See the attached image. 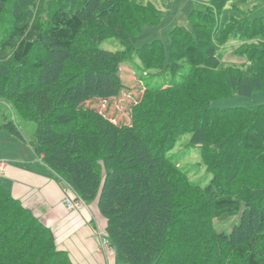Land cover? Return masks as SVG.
<instances>
[{
    "label": "trees",
    "instance_id": "16d2710c",
    "mask_svg": "<svg viewBox=\"0 0 264 264\" xmlns=\"http://www.w3.org/2000/svg\"><path fill=\"white\" fill-rule=\"evenodd\" d=\"M104 1L90 0L78 11L58 7L45 30L30 24L0 36V54L8 50L0 55V96L34 123L27 138L11 120L1 127L27 140L37 158L72 193L96 207L104 218L101 231L115 248L117 264H225L224 257L231 252L242 256L245 264H262L251 243L230 240L227 251L217 248L220 234L211 221L239 214L240 199L221 184L203 203L188 195L192 181L185 179L184 171L169 158L171 153H164L163 144L155 140L164 134L170 139L179 133L180 123L186 122L196 140L224 145L220 159L225 158L228 165L233 162L229 158L240 156L246 165L242 176L257 172L252 155L264 153V103L216 107L212 102L264 91V49L256 47L247 63L224 68L216 61L220 51L215 40L205 44L191 41L183 48V63L164 87L168 102L177 105L183 101L188 103L186 108L147 120L139 112L140 106H152L154 100L147 97L149 100L141 98L131 106L128 117L113 116L92 100L116 95L120 86L117 71L111 64L103 66L101 57L90 49L81 50L82 58L71 57L86 22L96 25L98 17L112 23L114 34L124 35L114 22L113 5L105 8ZM228 1L208 0L220 10ZM26 15L19 11L15 17ZM263 28L264 16L254 17L238 28L234 33L238 37L232 40L247 36L258 40ZM95 39L102 41L92 35V41ZM45 41L65 55L61 60L39 57L30 62L34 46ZM145 49L139 57L148 61L152 50L146 53ZM67 57L75 67L67 66ZM4 86L7 89L2 91ZM147 90L166 98L156 86ZM157 122L161 129L155 130ZM0 264H73L66 250L57 247L51 229L1 183Z\"/></svg>",
    "mask_w": 264,
    "mask_h": 264
},
{
    "label": "rangeland",
    "instance_id": "374dc122",
    "mask_svg": "<svg viewBox=\"0 0 264 264\" xmlns=\"http://www.w3.org/2000/svg\"><path fill=\"white\" fill-rule=\"evenodd\" d=\"M89 1L0 0V36L8 35L13 27L30 24L43 31L49 26L50 17L58 7L78 11L87 7ZM104 4L105 8L113 5L114 22L121 27L124 35L114 34L112 23H106L98 17L100 21L98 20L96 25L86 22L71 51V57L82 58L81 50L90 49L101 57L103 66L111 64V68L117 71L120 86L116 95L110 98L96 96L92 100L94 105L108 110L113 116L128 117L131 106L141 98L154 100L152 106H140L139 112L147 120L152 117L155 119L159 115L166 116L170 111L173 114L179 107L186 108L188 103L183 101L177 105L170 103V98L166 96L168 91L164 87L183 63L180 59L184 55L183 48L191 41L205 44L210 42L211 38L215 40L220 51L216 61L224 68L227 65L247 63L248 58L254 55L256 47L264 49V30L258 40L248 39L249 36L232 40L242 24H247V21L253 20L254 17L264 16V0H230L221 10L208 0H105ZM19 11H25L26 17L16 18L15 15ZM231 15H235V18H231ZM92 35L101 37L102 41H92ZM44 44L34 46L28 57L30 62L39 57H49L52 61L59 58L61 60V56L65 55L64 51L60 53L62 50H58L59 48ZM144 46L145 52L152 50L148 61L139 57ZM6 51L8 50L0 55L5 56ZM9 59L8 57L6 61ZM64 62L70 68L75 67L70 57L65 58ZM149 68L151 70H148ZM155 86L163 91L160 94H164L166 98L148 92L147 88L154 89ZM4 89L7 87L4 86L2 91ZM261 103H264V91H257L249 96L233 94L213 101L212 105L248 107ZM9 120L18 127L24 138L31 135L34 123L18 112L9 99L0 96V163L8 164V167L15 171L11 172V175L0 173V183L15 194L23 187L31 185L26 172L42 173L46 167L37 158L27 140L17 138L1 127ZM159 126L157 122L154 129H161ZM172 126L175 128V123ZM177 131L179 133L170 139L169 135L158 137L159 134L156 133L158 138L155 141L163 144V152L171 153L168 154L169 158L184 171L185 179L192 181L188 195L203 203L204 197H212L216 193L217 184H221L230 194L240 199L239 214L223 221H211V227L220 234L217 248L223 252L227 251L230 240L251 243L257 259L264 264V153L255 157L252 155L258 164V171L249 172L247 177L242 176L241 172L245 170L246 165L240 156L229 158L233 160L232 163L228 160L229 165L225 158L220 159L223 144L213 142L205 145L201 140H196L186 122L180 123ZM159 133L163 131L160 130ZM235 168H239V173L233 174ZM12 183L13 186L15 184L14 187ZM69 246L72 248L73 258H76L77 246ZM224 260L225 264H245L242 256L232 252L225 255Z\"/></svg>",
    "mask_w": 264,
    "mask_h": 264
},
{
    "label": "crops",
    "instance_id": "0c3cea01",
    "mask_svg": "<svg viewBox=\"0 0 264 264\" xmlns=\"http://www.w3.org/2000/svg\"><path fill=\"white\" fill-rule=\"evenodd\" d=\"M8 166L5 163L4 173L11 175L15 171ZM44 166L46 169L42 173L26 172L31 185L12 194L51 229L57 247L66 250L73 264H117L115 255L106 257L98 250L96 230L103 229L105 221L96 207L87 204L80 213L68 209L63 198L74 193L65 181ZM71 244L78 248L76 258L72 256Z\"/></svg>",
    "mask_w": 264,
    "mask_h": 264
},
{
    "label": "built area",
    "instance_id": "2783aa9c",
    "mask_svg": "<svg viewBox=\"0 0 264 264\" xmlns=\"http://www.w3.org/2000/svg\"><path fill=\"white\" fill-rule=\"evenodd\" d=\"M5 170V164L0 163V173H3ZM63 204L75 212H82L86 208V203L76 194L68 195L63 198ZM96 238L98 241V250L100 253L104 254V256L108 257L110 255H115V248L110 243L109 238L105 235V233L101 230H96Z\"/></svg>",
    "mask_w": 264,
    "mask_h": 264
}]
</instances>
